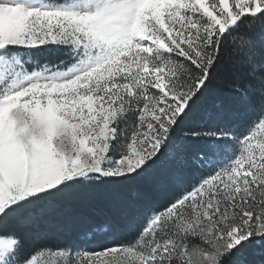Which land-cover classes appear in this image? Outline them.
Instances as JSON below:
<instances>
[{
  "label": "snow or ice",
  "instance_id": "snow-or-ice-1",
  "mask_svg": "<svg viewBox=\"0 0 264 264\" xmlns=\"http://www.w3.org/2000/svg\"><path fill=\"white\" fill-rule=\"evenodd\" d=\"M0 264H264V0H0Z\"/></svg>",
  "mask_w": 264,
  "mask_h": 264
},
{
  "label": "trees",
  "instance_id": "trees-1",
  "mask_svg": "<svg viewBox=\"0 0 264 264\" xmlns=\"http://www.w3.org/2000/svg\"><path fill=\"white\" fill-rule=\"evenodd\" d=\"M218 98H222L225 104L229 103L228 98L222 96L219 88L211 92L209 99L214 102ZM137 187H139L142 193L148 191L144 186ZM108 208L107 202L102 200L92 201L88 207L81 206L76 195L70 194L64 198L60 205L61 210L68 209L69 211L58 215L53 223H41L36 229V232L39 234L53 235L61 230H68L75 235L79 230L100 224L108 219L115 220V215Z\"/></svg>",
  "mask_w": 264,
  "mask_h": 264
}]
</instances>
